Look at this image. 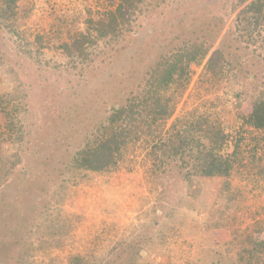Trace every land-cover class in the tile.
Listing matches in <instances>:
<instances>
[{
	"label": "rangeland",
	"instance_id": "rangeland-1",
	"mask_svg": "<svg viewBox=\"0 0 264 264\" xmlns=\"http://www.w3.org/2000/svg\"><path fill=\"white\" fill-rule=\"evenodd\" d=\"M158 1L141 6L130 34L75 63L48 59L53 46L118 0L18 1L20 34L0 31V93L23 96L0 106V264H264V175L255 166L264 131L249 120L264 47L233 34L246 2ZM182 34L222 49L223 87L197 96L203 63L193 64L167 125L194 108L205 113L204 135L219 123L223 140L209 133L202 156L226 161L230 173L153 175L141 145L112 171L67 166L74 145Z\"/></svg>",
	"mask_w": 264,
	"mask_h": 264
},
{
	"label": "trees",
	"instance_id": "trees-1",
	"mask_svg": "<svg viewBox=\"0 0 264 264\" xmlns=\"http://www.w3.org/2000/svg\"><path fill=\"white\" fill-rule=\"evenodd\" d=\"M18 1L0 0V31L20 34L23 19L17 13ZM241 2L246 3L235 15L233 34L251 44L258 42V46L263 48L264 0H238ZM143 4H150L155 9L159 1L118 0L115 7L96 22H90L81 30H73L69 40L55 44L54 54L48 59L65 58L74 63L90 60L97 51L130 34L129 26ZM175 41L173 44L176 45L159 53L148 65L140 83L113 102L105 111L104 118L74 145L67 166L75 171H112L128 161L136 147L141 145L144 149L143 165L153 175H166L173 169L191 178L223 177L230 173V165L226 161L202 156L208 150L207 146L214 142L212 134L216 140H223L224 133L219 123H212L210 131L204 135L201 124L205 123V113L194 108L173 118L167 125L190 84L193 64L203 63L194 87L197 96L222 89L223 65L218 59L222 49L216 47L210 51L212 43L197 35L182 34ZM230 89V86H224L223 94ZM259 93L249 120L254 129L264 131V87ZM22 99L18 93L15 96L1 92L0 106L12 101L22 102ZM205 139H209L208 143ZM252 158L254 160V156ZM255 166L264 175V159L258 158Z\"/></svg>",
	"mask_w": 264,
	"mask_h": 264
}]
</instances>
